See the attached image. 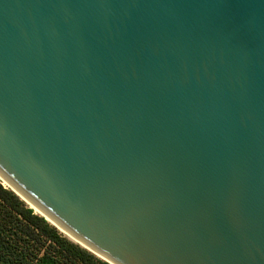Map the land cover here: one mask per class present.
I'll use <instances>...</instances> for the list:
<instances>
[{
    "label": "water",
    "instance_id": "water-1",
    "mask_svg": "<svg viewBox=\"0 0 264 264\" xmlns=\"http://www.w3.org/2000/svg\"><path fill=\"white\" fill-rule=\"evenodd\" d=\"M0 176L110 264H264V0H0Z\"/></svg>",
    "mask_w": 264,
    "mask_h": 264
},
{
    "label": "trees",
    "instance_id": "trees-1",
    "mask_svg": "<svg viewBox=\"0 0 264 264\" xmlns=\"http://www.w3.org/2000/svg\"><path fill=\"white\" fill-rule=\"evenodd\" d=\"M0 264H110L0 182Z\"/></svg>",
    "mask_w": 264,
    "mask_h": 264
},
{
    "label": "bare ground",
    "instance_id": "bare-ground-1",
    "mask_svg": "<svg viewBox=\"0 0 264 264\" xmlns=\"http://www.w3.org/2000/svg\"><path fill=\"white\" fill-rule=\"evenodd\" d=\"M0 181H2L5 185H7V186H9L10 184H8L1 176H0ZM28 202V204L29 205H32L29 201H27ZM33 206V205H32ZM34 207V209H35V211L36 212H40L35 206H33ZM50 221H52L51 219H50ZM62 231L64 232V233H66V235H68V236H70L71 238H73L71 235H69L67 232H65L63 229H62ZM74 240H76L75 238H73Z\"/></svg>",
    "mask_w": 264,
    "mask_h": 264
},
{
    "label": "rangeland",
    "instance_id": "rangeland-1",
    "mask_svg": "<svg viewBox=\"0 0 264 264\" xmlns=\"http://www.w3.org/2000/svg\"><path fill=\"white\" fill-rule=\"evenodd\" d=\"M2 182V181H1ZM7 186V185H6ZM63 232V231H62ZM64 233V232H63ZM66 235V233H64ZM68 236V235H67ZM70 237V236H69ZM71 238V237H70Z\"/></svg>",
    "mask_w": 264,
    "mask_h": 264
}]
</instances>
